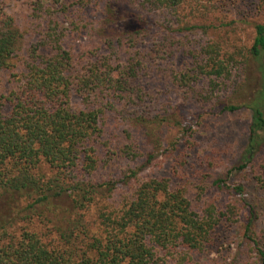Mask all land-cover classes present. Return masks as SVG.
Listing matches in <instances>:
<instances>
[{
  "label": "trees",
  "instance_id": "16d2710c",
  "mask_svg": "<svg viewBox=\"0 0 264 264\" xmlns=\"http://www.w3.org/2000/svg\"><path fill=\"white\" fill-rule=\"evenodd\" d=\"M6 1L0 0V73L15 68L20 39L14 17L4 9ZM145 1L155 9L178 11L187 0ZM258 2L260 21L253 25L248 48L222 54L219 44L207 43L201 47L199 71L180 78L187 87L202 75L208 80L206 97L223 92L240 99L224 101L223 111L242 107L250 112L239 171L252 167L264 150V0ZM148 30L133 28L116 39H103L74 52L62 45L57 26L49 24L40 40L29 46L21 71L11 74L16 88L0 94L3 203L9 206L17 199L25 200V209L34 210L37 204L65 196L73 209L82 211L93 202V192L85 188L97 168L90 144L102 136L104 115L115 112L116 105L142 110L143 62L173 54L167 38L155 39L147 50H140ZM123 151L132 155L131 148ZM151 160L147 156L146 162ZM131 177L136 179L134 191L121 212L100 211L92 233L77 221L73 227L53 226L46 233L27 227L13 232L15 217L1 215L0 264H187L212 244L221 223L237 221L239 209L233 203L220 209L204 201L194 209L182 188H170L168 178L137 180L134 173ZM253 178L264 188V159ZM235 191L242 195L240 186ZM30 217L34 216L24 220ZM45 222L51 221L45 217ZM52 233L55 236L48 239ZM258 256L264 264V250L258 249Z\"/></svg>",
  "mask_w": 264,
  "mask_h": 264
},
{
  "label": "rangeland",
  "instance_id": "374dc122",
  "mask_svg": "<svg viewBox=\"0 0 264 264\" xmlns=\"http://www.w3.org/2000/svg\"><path fill=\"white\" fill-rule=\"evenodd\" d=\"M4 9L14 17L20 39L15 68L0 73V94L16 88L11 74L21 71L26 50L40 40L49 24L57 26L62 45L74 52L140 27H149L140 50H147L155 39L167 38L173 52L168 59L143 62L142 110L116 105L115 112L104 115L102 136L90 144L97 168L85 188L93 192V202L78 211L69 204L70 198L62 196L28 210L27 201L17 199L8 206L2 197L0 216L15 217L13 232L27 227L46 233L53 226L65 228L77 221L92 233L100 211L121 212L133 194L134 173L137 180L168 178L170 188H182L194 209L204 201L220 209L227 203L238 207L237 221L221 223L212 244L192 254L187 264H261L264 188L254 180L253 171L263 161L264 150L252 167L236 169L248 140L250 112L242 107L223 111L224 101L240 99L223 92L206 97L208 80L202 75L187 87L180 80L184 73L194 76L199 71L201 47L207 43L219 44L222 54L251 45L253 25L260 21L258 0H187L178 11L155 9L145 0H7ZM121 58L123 62L124 54ZM126 147L131 148V156L124 153ZM149 155L152 160L147 163ZM238 186L242 195L235 191ZM27 215L34 217L24 220ZM45 217L51 222H45Z\"/></svg>",
  "mask_w": 264,
  "mask_h": 264
}]
</instances>
